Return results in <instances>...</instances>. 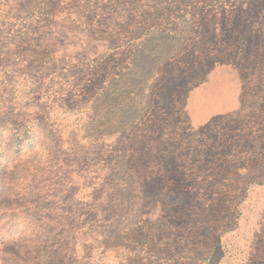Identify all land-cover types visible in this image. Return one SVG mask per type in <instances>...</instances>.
Returning a JSON list of instances; mask_svg holds the SVG:
<instances>
[{
    "label": "trees",
    "instance_id": "16d2710c",
    "mask_svg": "<svg viewBox=\"0 0 264 264\" xmlns=\"http://www.w3.org/2000/svg\"><path fill=\"white\" fill-rule=\"evenodd\" d=\"M168 3V28H148L164 35L127 51L121 73L114 52L62 69L52 99L78 114L72 151L34 104L38 81L20 99L19 141H0L19 150V164L0 167V264H264V0ZM52 4L41 5L49 16ZM104 11L88 5L87 20ZM21 20L0 33V56L10 38L36 42L38 24ZM38 62L23 60L24 74ZM125 211L132 227L108 234Z\"/></svg>",
    "mask_w": 264,
    "mask_h": 264
},
{
    "label": "rangeland",
    "instance_id": "374dc122",
    "mask_svg": "<svg viewBox=\"0 0 264 264\" xmlns=\"http://www.w3.org/2000/svg\"><path fill=\"white\" fill-rule=\"evenodd\" d=\"M94 2L102 3L105 11L103 14H97L95 19L88 21L86 8ZM25 3L33 5V9L29 10L28 14L23 13V9L19 10L24 7ZM44 3L48 6L53 3L50 7L52 16L42 9L41 5ZM170 5L168 0H0V24L3 23L0 33L2 35L7 33L14 35L15 33L12 31L19 29V22H22L24 18L22 20L21 18L25 16L38 24L33 29L36 30L33 36L37 38L34 45L26 44L27 46L19 48V38H10V41H14L16 45L9 46L4 50L5 55L0 56L5 57L2 62L0 61V141L2 142L4 139L8 141L11 134H15V143L17 138L19 141V102L24 94L29 92L30 87L38 84L37 86L41 87V89L39 88L40 96L43 98L34 104L48 105L44 118H49V124H56L63 134L64 149L72 151L74 146L72 134L75 133L74 128L78 114L76 111L66 110L63 102L59 100V95H55L57 98L52 99L54 91L59 88L58 82L61 74L64 73L62 69L71 66L87 69L89 66L95 65V60L114 52L118 62L115 71L121 73L122 70L118 67L125 65L123 60L126 58L127 51L132 53L135 49H139L142 40L154 43L156 38L164 35L160 33L155 38H151L153 34L148 37L150 32H153L148 28L151 25L160 26L161 29L168 28L167 26L170 25L168 22L173 19L169 18V15L178 13ZM35 8L36 10H34ZM99 16L101 17L99 18ZM10 21L15 25L11 27ZM90 23L92 26H89ZM31 58H35L39 62L32 63L29 68L34 72L24 74L21 63L23 60H31ZM222 68L233 75L235 74L229 64H224ZM33 74L34 76H32ZM119 76L120 74L116 75L115 80L116 82L121 81L119 86H122L123 81ZM234 76L232 79L234 92H238L236 75ZM76 77L78 74L74 76V79ZM35 81H38L37 84ZM118 93L120 94V92ZM30 94L34 98L37 91ZM127 97H130L129 94ZM132 98L133 102L138 100L135 93ZM119 100L122 98H119L118 102ZM217 136L219 135L215 137ZM238 136L239 134H236L232 139L236 140ZM87 139L90 140V138ZM222 142V146L227 148L229 142H226V146L224 145L225 141ZM231 149L233 150V148ZM99 160H96L88 169L101 168L103 158ZM8 162L19 164V150L15 151L14 149L13 155L8 151H0V167ZM261 193L264 195V192ZM81 195H84V192ZM131 208L134 210V206ZM132 212L125 211L118 218L109 219L104 223L105 231H108L110 235H116L123 227H132L131 223L134 222L136 215L135 211ZM17 229L19 228L17 227ZM73 237L75 241L76 236ZM158 244L160 246L162 243H157V246ZM163 249L164 245L160 247L158 254L165 257L167 254ZM128 257L120 255L119 258L110 261V264H127ZM158 257L157 262L162 260L161 256Z\"/></svg>",
    "mask_w": 264,
    "mask_h": 264
}]
</instances>
